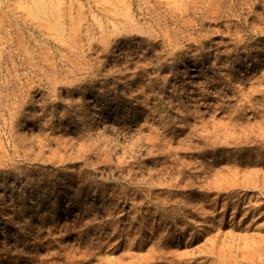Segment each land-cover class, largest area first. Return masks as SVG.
Returning <instances> with one entry per match:
<instances>
[{"label":"rangeland","instance_id":"obj_1","mask_svg":"<svg viewBox=\"0 0 264 264\" xmlns=\"http://www.w3.org/2000/svg\"><path fill=\"white\" fill-rule=\"evenodd\" d=\"M263 31L264 0H0V264H264Z\"/></svg>","mask_w":264,"mask_h":264},{"label":"bare ground","instance_id":"obj_2","mask_svg":"<svg viewBox=\"0 0 264 264\" xmlns=\"http://www.w3.org/2000/svg\"><path fill=\"white\" fill-rule=\"evenodd\" d=\"M263 32H264V31H263ZM261 33H262V32H261ZM258 83H259V82H258ZM254 91H255V90H254ZM252 92H253V91H252ZM259 93H260V92H257L256 94H259ZM258 99H259V98H258ZM29 125H30V122L27 123L26 125H24V127H27V128H28ZM263 126H264V125H263ZM263 126H262V127H263ZM258 127H259V126H258ZM22 128H23V127H22ZM248 129H249V128H248ZM262 129H263V128H262ZM236 130H237V129H236ZM257 130H258V129H257ZM228 131H229V130H228ZM230 131H231V130H230ZM234 131H235V130H234ZM235 132H236V131H235ZM242 134H243V133H242ZM260 134H261V133H260ZM214 135H215V134H214ZM234 135H235V134H234ZM240 135H241V134H240ZM251 135H252V134H251ZM215 137H216V136H215ZM217 137H218V135H217ZM225 137H226V136H225ZM230 137H231V136H230ZM237 137H238V136H237ZM219 139H220V138H219ZM219 139H218V140H219ZM234 139H235V138H234ZM255 139H256V138H255ZM259 139H260V138H259ZM251 140H252V139H251ZM215 141H216V140H215ZM222 141H223V140H222ZM224 141H225V140H224ZM240 141H241V140H239V142H240ZM247 141H248V140H247ZM212 142H213V141H212ZM212 142H211V143H212ZM234 142H235V141H234ZM222 143H223V142H222ZM226 143H227V142H226ZM244 143H245V142H244ZM229 144H230V143H229ZM246 144H247V143H246ZM251 144H252V143H251ZM231 145H232V144H231ZM237 145H239V144H237ZM252 145H253V144H252ZM210 146H211V145H210ZM240 147H241V146H240ZM240 147H239V148H240ZM243 147H244V146H243ZM251 147H252V146H251ZM244 149H245V148H244Z\"/></svg>","mask_w":264,"mask_h":264}]
</instances>
